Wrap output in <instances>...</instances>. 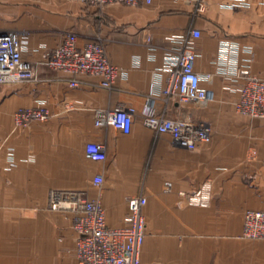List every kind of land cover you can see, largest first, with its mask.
<instances>
[{"label":"crops","instance_id":"obj_1","mask_svg":"<svg viewBox=\"0 0 264 264\" xmlns=\"http://www.w3.org/2000/svg\"><path fill=\"white\" fill-rule=\"evenodd\" d=\"M198 1L98 9L86 0H0V31L27 39L22 58L38 78L0 83V264H78L71 215L49 209L50 190L99 197L110 227L125 226L127 197L143 194L142 264H264V239L242 235L244 210L264 211V118L236 111L243 80L221 72L248 65L264 78V0L235 7L232 0H205L201 11ZM67 32L78 46L103 43L118 68L110 88L81 73L78 86H70V74L44 63V52ZM180 38L192 39L200 86L214 98L205 106L158 98L156 109L207 123L210 140L180 147L144 126L138 111L127 133L96 126L95 109L138 108L152 87L163 86L164 57ZM34 107H44L47 119L15 127L14 112ZM90 143L103 145V160L87 156ZM206 186L203 204L180 195Z\"/></svg>","mask_w":264,"mask_h":264},{"label":"built area","instance_id":"obj_2","mask_svg":"<svg viewBox=\"0 0 264 264\" xmlns=\"http://www.w3.org/2000/svg\"><path fill=\"white\" fill-rule=\"evenodd\" d=\"M150 0H86L89 5L98 9L106 4L116 2L124 5H139ZM205 0L198 1V10H203ZM248 0H232L231 6H248ZM192 38L199 31L190 30ZM180 44L170 50L164 57L167 75L163 86L152 87L149 93L142 97V103L135 106H116L112 109L94 110L96 126H112L129 132L136 111L141 116L144 126L157 133H167L172 141L183 148L192 150L198 144L210 140V126L205 122H194L184 117H166L158 113L156 100L158 98H176L180 102L205 106L213 100L210 89L200 86L201 75L194 69L195 51L191 38H180ZM27 39L13 31H0V83L36 81L34 64L22 58V52L27 46ZM225 48V47H224ZM230 52L232 46L226 47ZM44 63L54 69L71 75L70 86L76 87L79 81L77 74L98 76L96 85L110 88L118 74V68L113 65L106 54L103 43L99 40L86 41L78 46L76 35L65 33L62 41L53 49L44 52ZM233 59V58H232ZM233 70H222L223 74L243 80L239 97L235 102L238 113L250 117L264 118V78L254 75L248 65L236 67ZM157 74H153V82ZM212 74L204 75L206 80L212 79ZM48 111L44 107L19 108L13 114L15 127L23 126L32 121L47 119ZM86 154L93 160L104 159V147L100 143H90ZM94 184L100 185L102 176L97 174ZM169 183L165 184L168 189ZM203 187L196 192L180 195L189 204H203L208 195ZM126 225L110 227L106 224L105 211L99 197H89L85 192L50 190L48 207L54 211L66 212L71 215V226L76 234L75 255L78 264H142L139 258L140 248L145 235V221L142 208L146 203L143 194L127 197ZM242 235L249 239H264V211L246 209L243 212Z\"/></svg>","mask_w":264,"mask_h":264}]
</instances>
